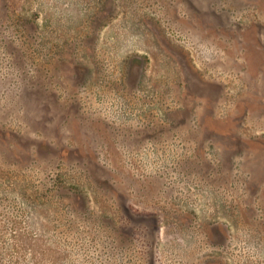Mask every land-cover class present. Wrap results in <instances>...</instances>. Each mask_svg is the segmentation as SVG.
<instances>
[{
	"label": "rangeland",
	"instance_id": "rangeland-1",
	"mask_svg": "<svg viewBox=\"0 0 264 264\" xmlns=\"http://www.w3.org/2000/svg\"><path fill=\"white\" fill-rule=\"evenodd\" d=\"M0 264H264V0H0Z\"/></svg>",
	"mask_w": 264,
	"mask_h": 264
}]
</instances>
